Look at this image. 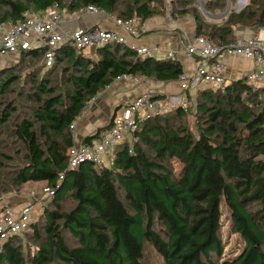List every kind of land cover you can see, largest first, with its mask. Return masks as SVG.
<instances>
[{
  "label": "trees",
  "instance_id": "1",
  "mask_svg": "<svg viewBox=\"0 0 264 264\" xmlns=\"http://www.w3.org/2000/svg\"><path fill=\"white\" fill-rule=\"evenodd\" d=\"M177 2L187 6L196 0ZM55 3L72 16L94 5L137 24L165 16L163 0H0V24H16ZM226 7L227 0L208 4L210 10ZM180 14L191 15L196 36L216 45L233 42L236 27L264 28V0H249L208 34L206 19L195 9ZM44 50L24 51L21 59L42 60ZM62 64L68 68L65 91L58 93L52 81L42 77L35 82L36 105L25 118H17L9 99L19 80L0 73V125L27 151L13 182L22 188L46 183L55 191L30 231L3 244L0 264H143L145 244L154 246L165 264H217L213 255L221 257L225 249L223 204L246 246L220 264H264V92L241 79L219 88V93L212 87L201 89L197 93L205 102L199 103V110L206 120L199 134L175 126L168 114L153 115L139 125L132 142L115 147L109 167L85 162L70 169L68 152L75 144L71 126L100 92L124 74L169 83L179 81L184 71L177 58H142L121 44L92 55L59 47L48 68L50 76ZM186 112L178 108L176 114L183 117ZM100 133L83 143L91 144ZM1 157L0 152V167ZM68 197L75 206L67 212L63 203ZM32 242L36 248L26 257Z\"/></svg>",
  "mask_w": 264,
  "mask_h": 264
},
{
  "label": "built area",
  "instance_id": "2",
  "mask_svg": "<svg viewBox=\"0 0 264 264\" xmlns=\"http://www.w3.org/2000/svg\"><path fill=\"white\" fill-rule=\"evenodd\" d=\"M163 1L165 6L163 18L173 25L183 17L194 19L189 14H180L185 10L195 9L201 18L207 20L220 17L227 20L232 11L242 10L234 9V5L238 1L241 3L242 0H237L235 3L227 0L223 15L220 10L208 9V4L212 0H196L195 3L187 6H182L177 0ZM83 16L102 18L105 20L104 25L100 23L91 27L71 28L69 20L78 21ZM140 36L138 24L134 19L120 18L94 5L88 6L70 18L67 9L55 3L43 13L27 14L16 24H0V58L21 56L24 51L44 48L43 61L46 67L50 68L55 63V51L59 47L70 46L78 55H90L107 45L121 44L132 48L142 58H146L151 52H157L170 59H176V51L167 50V47L160 45H144L140 42ZM165 44L171 45L169 41ZM92 51L94 52L91 53ZM184 54L197 59V64L192 74L181 75L178 81L181 96L160 99L157 93L145 91L122 113L115 115L110 122L111 126L105 130L106 132H101L98 139L93 140L91 144L77 143L75 139L77 124L84 118L83 111L71 126L75 144L68 152L69 168L78 169L85 162L109 167L113 158L108 160L107 154L113 153L115 147L125 142H132L135 131L147 118L165 114L166 108L170 105L188 111V94L190 96L196 94L204 86L224 89L231 85L237 79L226 76L227 61L250 62L252 66L241 80L255 91L264 92V28L250 36L238 37L226 45H216L205 36L195 35L186 40ZM142 80V76L124 74L113 83L140 85ZM54 195L53 187H40L29 193L28 201L19 205L3 206L0 209V249L10 239L30 231L32 223Z\"/></svg>",
  "mask_w": 264,
  "mask_h": 264
},
{
  "label": "rangeland",
  "instance_id": "3",
  "mask_svg": "<svg viewBox=\"0 0 264 264\" xmlns=\"http://www.w3.org/2000/svg\"><path fill=\"white\" fill-rule=\"evenodd\" d=\"M249 0H242L241 3L239 1L234 5V9L239 11L241 8L243 9ZM69 3V1H68ZM226 11H221L223 13ZM226 20L223 18L219 19H210L204 20L205 23V33L208 34L211 29L218 28L223 26ZM147 22L138 23V30L141 34L146 35L142 32L143 27ZM219 29V28H218ZM257 30V29H256ZM218 43V41H216ZM92 51L91 53H93ZM29 59V58H28ZM21 59L20 55L11 56L9 58H0V73L4 72L7 74L11 73L14 77L19 80V83L13 87L14 92L10 96L11 103L16 108L17 118L20 116L21 118L28 117L29 113L32 112V107L34 104V94L36 93V85L35 82L41 80L42 77H46L52 81V86L54 89L59 92H64L66 89V80L68 78V68L66 64H62L58 69L57 73L50 76L48 72V68H44L43 59H34L31 58L29 60ZM245 67H247L245 65ZM65 69V70H64ZM37 79V81H35ZM211 87L204 86L202 89H208ZM221 89V88H220ZM225 89V88H224ZM218 91L219 89L214 88V91ZM200 92L188 96L189 108L183 117L176 114L178 110L177 106L170 105L166 108V113L169 116H172L175 126H185L190 128L195 134H199V129L205 126V120L203 114L200 113L199 103H204L205 101L201 98ZM23 95V97H21ZM98 98H102L105 95L104 90L98 94ZM166 97V96H165ZM163 96V98H165ZM241 99L248 103V99L244 96ZM98 102V99L92 100L84 110V119L83 121H87L91 118V114L94 113L93 105ZM3 103V102H2ZM212 107V104H207ZM95 107V105H94ZM93 109V111H92ZM92 111V113H91ZM80 123V122H79ZM78 125V124H77ZM81 125L77 127L80 129ZM241 127V126H240ZM77 128V131L79 130ZM9 130L7 126L0 125V152L4 155L1 157V161L3 166L0 167V209L3 205L10 204V200H14L16 198H28L29 193L40 187H45L46 183L35 184L28 183L24 188L17 187L13 182L14 172L26 163V155L27 151L25 146L17 139L15 136L9 134ZM106 132V131H104ZM77 133V132H76ZM96 138L95 140H97ZM109 159L112 158L113 153L110 152L107 154ZM35 184V185H34ZM75 206V202L71 197H68L63 203V209L65 211H70ZM222 218H221V239L223 245L225 247L223 255L216 256L213 255V262L220 264L223 260L229 258H235L237 255L241 254L246 246V243L242 236L236 233L235 228L232 225V215L226 205H222L221 207ZM36 248V244L32 242L25 251V256L29 257L32 255ZM143 264H165L163 258L155 249L154 246L150 244H145L144 256L142 260Z\"/></svg>",
  "mask_w": 264,
  "mask_h": 264
},
{
  "label": "crops",
  "instance_id": "4",
  "mask_svg": "<svg viewBox=\"0 0 264 264\" xmlns=\"http://www.w3.org/2000/svg\"><path fill=\"white\" fill-rule=\"evenodd\" d=\"M249 2V1H248ZM248 4V3H247ZM246 4V5H247ZM242 9V8H241ZM240 9V10H241ZM71 18L72 15H69ZM102 18L95 16H83L78 21L69 20L71 28L78 26L91 27L96 24H103ZM142 29L143 33L140 32V42L144 45L154 46L160 45L161 47H167V50H174L177 52L176 58L182 63L183 71L186 74H192L196 68L197 59L187 57L184 54L186 40L196 35V22L190 17H183L176 21V25L169 24L164 18L158 17L150 19ZM255 28L239 26L234 29L233 36L235 38L241 36H250L257 32ZM166 41L171 43L170 46L165 44ZM92 55V54H91ZM149 56L156 57L159 59L168 58L162 53L151 52ZM226 76L232 79H241L245 76L247 70L252 66L250 62H244L239 60L227 61ZM245 65L247 67H245ZM145 91H153L158 95L167 97L181 96L179 83L177 82H160L154 78H144L140 85H131L124 83H112L108 86L104 92L105 95L102 98L96 96L94 99H98V102L94 103V113L91 111V118L87 121H79L78 125L80 129L75 132V139L77 143H83L86 137L94 135L100 128L106 127L112 120V117L123 112L127 106L133 102L138 96ZM162 98V99H165ZM77 125V126H78ZM104 132V131H101ZM108 157V155H107ZM113 158V157H112ZM109 160V157L107 158ZM41 184V183H35ZM34 184V185H35ZM28 201V198H16L10 200L7 205H19ZM4 206V205H3Z\"/></svg>",
  "mask_w": 264,
  "mask_h": 264
},
{
  "label": "water",
  "instance_id": "5",
  "mask_svg": "<svg viewBox=\"0 0 264 264\" xmlns=\"http://www.w3.org/2000/svg\"><path fill=\"white\" fill-rule=\"evenodd\" d=\"M113 118H114V116L112 117V119H113ZM110 126H111V123H109V125H107L106 127H102V128H100V129H99L94 135H92L91 137H92V138H93V137L95 138L99 132L107 130Z\"/></svg>",
  "mask_w": 264,
  "mask_h": 264
}]
</instances>
